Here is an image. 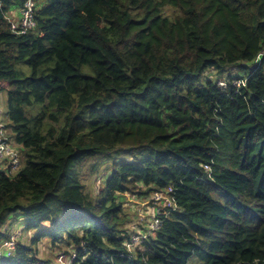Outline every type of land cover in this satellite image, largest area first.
I'll return each mask as SVG.
<instances>
[{"label": "trees", "instance_id": "obj_1", "mask_svg": "<svg viewBox=\"0 0 264 264\" xmlns=\"http://www.w3.org/2000/svg\"><path fill=\"white\" fill-rule=\"evenodd\" d=\"M25 1L0 0L22 156L0 168V246L32 236L0 264H53L44 239L72 264H264V0H34L16 35L6 14ZM168 186L179 208L128 253L125 195Z\"/></svg>", "mask_w": 264, "mask_h": 264}, {"label": "built area", "instance_id": "obj_2", "mask_svg": "<svg viewBox=\"0 0 264 264\" xmlns=\"http://www.w3.org/2000/svg\"><path fill=\"white\" fill-rule=\"evenodd\" d=\"M36 2L34 0H26L19 8L18 17H10L8 14L6 19L9 22L10 31L16 35L26 34L33 30L36 25L35 21ZM220 85L223 83L220 81ZM6 113L0 106V168L3 163L7 162L11 170H17L21 167V154L12 138L14 133L7 126ZM206 169L209 166H205ZM138 209L132 213L129 221L133 222L129 227V236L124 241V246L128 253L132 252L136 245L140 244L144 238L158 230L163 220L173 211L177 210L178 204L172 186H168L161 190H156L143 202L137 203ZM16 234L10 239L5 240L1 246L10 252L15 243ZM76 257L74 251L69 253L60 252L57 255V264H72Z\"/></svg>", "mask_w": 264, "mask_h": 264}, {"label": "rangeland", "instance_id": "obj_3", "mask_svg": "<svg viewBox=\"0 0 264 264\" xmlns=\"http://www.w3.org/2000/svg\"><path fill=\"white\" fill-rule=\"evenodd\" d=\"M174 13L175 12H174L173 8H171L170 6H167L163 10V14L167 15V16H172ZM17 68H18V70H21L24 73V75H28L30 73V71H31L29 69L28 65L25 64L24 62H20L18 64ZM227 73L228 72H225L222 75V74H215V72L212 73L211 71L209 72V74L211 75V78H213V79L216 78V77L224 79V77L227 75ZM233 74H235V73H233ZM0 106H1V108H3L4 111L6 110V91L4 89L0 90ZM118 158H121V156H118ZM83 174L85 176L82 177V183L85 186H89V185L93 186V189H95V190L98 188V186H101V183L104 180V178H103V176L101 174L97 175L93 180H91V178L88 175V171L87 170H83ZM125 198H124L123 208H124L125 214H128V217L131 216L132 213H134L136 211V209L139 208L140 205L137 206V203L143 202L144 200L147 199V198L146 199L133 198V195L129 194V193H127L125 195ZM19 220L20 221H18V222H20V223L23 222L22 217H20ZM127 225L128 226H132L133 222L132 221H128ZM21 226L23 227L24 225H21ZM7 230H8V228H7ZM19 230L22 231V233H21V241L25 242V243H28L30 238H31V236H32L31 231H25V230H22V229H19ZM19 230L16 229L14 231L15 234H18V233L20 234ZM37 250H38V256L40 258L49 259V261L52 262L53 264L54 263L57 264V255L60 252H63L64 246H62V245L61 246H58V245H54L53 246L52 244H50L49 241L44 239L43 241L38 242ZM1 252H2V250H0V254H1Z\"/></svg>", "mask_w": 264, "mask_h": 264}, {"label": "crops", "instance_id": "obj_4", "mask_svg": "<svg viewBox=\"0 0 264 264\" xmlns=\"http://www.w3.org/2000/svg\"><path fill=\"white\" fill-rule=\"evenodd\" d=\"M18 8L19 7L11 8L8 12V15L11 17H14V18L18 17V15H19V9Z\"/></svg>", "mask_w": 264, "mask_h": 264}, {"label": "clouds", "instance_id": "obj_5", "mask_svg": "<svg viewBox=\"0 0 264 264\" xmlns=\"http://www.w3.org/2000/svg\"><path fill=\"white\" fill-rule=\"evenodd\" d=\"M19 8H20V7H19ZM19 8H18V9H19ZM8 12H9V11H8ZM7 14H8V13H7ZM7 14H6V16H7ZM5 111H6V110H5Z\"/></svg>", "mask_w": 264, "mask_h": 264}]
</instances>
